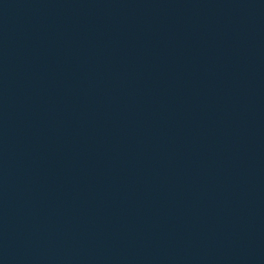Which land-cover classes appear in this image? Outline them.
I'll return each instance as SVG.
<instances>
[{
	"label": "water",
	"instance_id": "1",
	"mask_svg": "<svg viewBox=\"0 0 264 264\" xmlns=\"http://www.w3.org/2000/svg\"><path fill=\"white\" fill-rule=\"evenodd\" d=\"M0 264H264V0H0Z\"/></svg>",
	"mask_w": 264,
	"mask_h": 264
}]
</instances>
